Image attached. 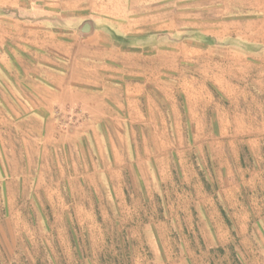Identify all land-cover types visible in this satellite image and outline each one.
<instances>
[{
	"label": "rangeland",
	"instance_id": "374dc122",
	"mask_svg": "<svg viewBox=\"0 0 264 264\" xmlns=\"http://www.w3.org/2000/svg\"><path fill=\"white\" fill-rule=\"evenodd\" d=\"M19 26L0 16V264H264L263 44L158 46L67 113Z\"/></svg>",
	"mask_w": 264,
	"mask_h": 264
},
{
	"label": "crops",
	"instance_id": "0c3cea01",
	"mask_svg": "<svg viewBox=\"0 0 264 264\" xmlns=\"http://www.w3.org/2000/svg\"><path fill=\"white\" fill-rule=\"evenodd\" d=\"M0 16L28 32L26 75L67 113L99 110L120 68L158 46L170 56L179 47L189 62L204 56L206 39L264 45V0H0Z\"/></svg>",
	"mask_w": 264,
	"mask_h": 264
}]
</instances>
